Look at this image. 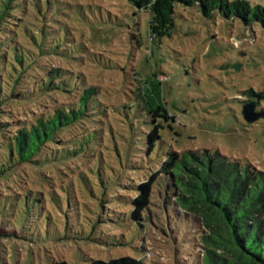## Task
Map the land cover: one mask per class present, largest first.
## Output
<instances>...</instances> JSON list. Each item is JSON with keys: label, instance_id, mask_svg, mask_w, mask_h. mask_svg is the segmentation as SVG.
I'll return each mask as SVG.
<instances>
[{"label": "rangeland", "instance_id": "obj_1", "mask_svg": "<svg viewBox=\"0 0 264 264\" xmlns=\"http://www.w3.org/2000/svg\"><path fill=\"white\" fill-rule=\"evenodd\" d=\"M249 1L264 6V0ZM42 9L43 24L52 18L51 58L42 63L62 66L53 58H79L76 69L99 87L110 119L138 100L152 101L154 88L179 118L160 120L162 155L147 153L142 169L127 183L147 181L170 151L210 150L264 171V115L247 122L243 114L249 102H255L254 111L264 110V27L259 22L245 25L219 13L206 17L196 5L177 3L172 34L151 42L149 12L129 0H48ZM53 98L13 107L11 114L30 120L64 100ZM141 123L135 124L148 127ZM64 173L27 166L13 180L0 181V264H88L126 255L141 264H200L202 225L168 208L169 197L158 181L148 207L153 221L141 228L127 211L114 213L128 210L117 206L118 195L136 194L122 190L119 174L98 167L84 176ZM129 186L132 191L134 185Z\"/></svg>", "mask_w": 264, "mask_h": 264}, {"label": "trees", "instance_id": "obj_2", "mask_svg": "<svg viewBox=\"0 0 264 264\" xmlns=\"http://www.w3.org/2000/svg\"><path fill=\"white\" fill-rule=\"evenodd\" d=\"M47 1L0 0V181L13 180L27 166L55 169L57 176L64 172L84 176L88 170L106 168L119 174L123 191L136 193L118 195L117 206L128 210L114 213L127 211L141 228L143 222L153 221L148 207L154 183L159 182L169 197L168 208L182 210L202 225L200 264H264V171L210 150L170 151L147 181L127 183L131 173L142 169L147 153L162 155L160 120L177 122L179 118L159 100L160 90L154 88L152 101L134 103L135 113L134 104H129L110 119L99 87L76 69L79 58H53L62 66L46 67L42 62L51 58L52 18L46 17L44 24L40 19ZM129 1L149 12L151 42L172 34L177 3L196 5L206 17L219 13L245 25L256 21L264 27V6L249 0ZM60 95L64 100L30 120H15L11 114L13 107ZM131 119L138 124L143 120L148 127L137 126ZM65 134L70 138H63ZM129 185H134L132 191ZM56 264L68 263L59 260ZM88 264L141 262L126 255Z\"/></svg>", "mask_w": 264, "mask_h": 264}, {"label": "water", "instance_id": "obj_3", "mask_svg": "<svg viewBox=\"0 0 264 264\" xmlns=\"http://www.w3.org/2000/svg\"><path fill=\"white\" fill-rule=\"evenodd\" d=\"M235 67H238L235 65ZM255 103H248L243 107V114L247 122H254L264 115L263 112L254 111Z\"/></svg>", "mask_w": 264, "mask_h": 264}]
</instances>
